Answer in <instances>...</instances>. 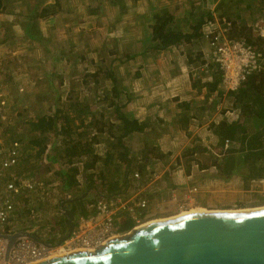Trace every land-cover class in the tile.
I'll return each instance as SVG.
<instances>
[{
	"label": "trees",
	"instance_id": "1",
	"mask_svg": "<svg viewBox=\"0 0 264 264\" xmlns=\"http://www.w3.org/2000/svg\"><path fill=\"white\" fill-rule=\"evenodd\" d=\"M31 1L32 7L27 13V19L22 23L24 36L28 40L39 41L46 47L51 39L44 36L39 26V19L55 15L53 13L58 5L46 4L39 9V3ZM113 1L120 3V0ZM262 2L264 3V0ZM224 3V1L218 3L215 11L220 16H227L233 20L232 35L243 34L249 45L264 58V22L259 21L256 27H247L240 15L226 7ZM3 7L4 0H0V11ZM211 18L213 12H207L197 20L192 33H183L172 28L174 17L171 14H154L153 23L148 25L150 34L140 46L151 52L168 50L172 47H187V65L189 69L196 68L198 73L193 77V88L200 92L206 87L208 92L217 91L218 96L222 98L225 89H223L220 70L212 64L211 77L207 78L200 69L203 63L200 48L204 41L201 28L203 23ZM48 52V58L54 65L62 60V57L67 61L70 60L67 53L62 54V57L58 55L53 57L50 50ZM133 56L134 54H128L127 58ZM77 60L85 64L80 78L82 86L88 87L107 81V87L96 95L94 103L80 99L75 93H69L64 97L61 92L63 77L58 75L53 67L47 72L48 85L32 98L28 97L27 107L22 112L26 113L22 122L29 137L24 139L11 133L7 142L18 137L26 151L28 150L22 163L30 164L35 160L45 169L54 166L59 187L66 194L71 193V196H75L89 188L99 187L96 191L97 196H100L99 192L111 194L118 191H121L120 195L128 196L130 176L139 172L144 177L149 173L147 168L153 159H164L167 153L160 149L159 143L155 140H147L143 153L140 159L138 158L139 161L136 164L133 162L127 137L135 131L143 132L148 122H141L124 111L125 105L121 103L125 92L124 84L117 73L114 60L106 63L100 58V52L91 58L82 52ZM89 65L94 69L91 70ZM226 92L227 96L233 97L242 124L238 126L211 121L209 130L216 141L206 145L201 135L195 134L177 164L184 162L187 175L191 174L194 165H197L199 170L213 169L216 172L215 177L222 179L231 178L237 169H242L247 179H264V69L250 75L239 89ZM48 102H51L50 106L47 105ZM181 108L183 109L181 114L177 115V122L180 129L190 135L196 129L186 115L191 109V104L183 102ZM31 111H36V114L29 115ZM110 111H113L111 121L107 119ZM226 141L229 143L227 147ZM200 156L207 157L206 161ZM100 165L105 169L98 170ZM86 200L80 199L67 203L66 206L77 218L94 213L93 208L87 207ZM36 208L39 209L35 207L33 210H37ZM60 211L62 213L60 221H49L53 234L45 239L46 243L54 244L61 237L56 232L58 225L65 228L64 232L67 230L68 218L61 207ZM31 223L30 229H34L35 223L33 221ZM133 225V221L129 224L127 219L119 229L127 230ZM38 237L42 240V237Z\"/></svg>",
	"mask_w": 264,
	"mask_h": 264
},
{
	"label": "rangeland",
	"instance_id": "2",
	"mask_svg": "<svg viewBox=\"0 0 264 264\" xmlns=\"http://www.w3.org/2000/svg\"><path fill=\"white\" fill-rule=\"evenodd\" d=\"M36 1L37 0H34V2ZM88 1V6H91L92 1ZM64 2V0H61V11L57 8V10H54L53 13L55 15L45 17H50V24L60 23L61 25L60 29H57L58 32H56L55 36H53L52 33L50 34L49 30L48 32H45L44 36L51 39V42H49L46 47L39 41L28 39H26V41L28 40L26 43L24 40L20 41L21 39H19L18 36L13 35V32L10 31L9 28H6V25L3 23V20H11L10 18L13 17L5 16L0 18V143L6 145L15 143L19 145L22 149L23 158L26 157L28 150L26 151L18 137L21 136L24 139H27L29 135L22 122L23 116H25L26 113L22 112L24 111V108L27 107L28 97L32 98L36 95V93H39L41 89L48 85L47 72L51 68L54 67L57 74L63 77L64 82L61 87V92L64 97H66L69 93H75L80 97V99H86L90 101V103H94L96 95L102 93V90L107 87V81H102L98 85L92 84L88 87L81 85L80 78L83 74L85 64L77 60L80 53L85 52L86 55L91 58L97 56L100 52V58H103L106 63H111L114 60V65L117 69V73L123 80L124 87L125 85L129 86L134 78L141 75L140 70L137 68V62L128 59L127 53H123L117 44V46H113V40L109 39L108 35H101L100 39H90L92 35L87 36L91 33L94 22L92 21V17L89 18L85 14L86 8L84 13L79 14L80 12L72 11L71 13L73 16L69 15V18L71 17L74 20L83 18L81 23L78 24V22L74 20H66L65 16L70 13L68 12L70 7L66 6L69 5V1L66 3ZM37 3H39V9H41L40 0H38ZM94 3L95 2L93 1V6ZM32 4L33 2L30 0L27 13H29ZM15 10H17V8H15ZM62 11L67 13H62ZM58 12H60L59 21L56 18V14ZM243 14L245 20L247 21L245 23L247 27H256L258 25L259 21L256 22L255 12L253 9H245ZM14 15L17 16V14ZM74 15L79 17L76 18ZM45 18L43 17L42 19ZM40 22L41 20L39 19V26ZM46 24L49 25V22L47 21ZM82 24L84 25L81 26ZM49 27L53 28L52 25H49ZM81 27H83L82 29L85 31L89 32L86 35V38L82 41L78 37V33L80 32L79 29H81ZM11 36L14 38H9ZM7 40L10 43L3 44V42ZM103 40L104 42H102ZM205 45L206 41L204 40L200 49H202ZM48 50H50V54L53 57L57 55L61 56L62 54L67 53L70 60L67 61L61 56L62 60L54 65L51 62L52 60L48 58ZM89 68L91 70L94 69L92 65H89ZM128 93H123L121 98L122 104L128 100ZM47 105L50 106L51 102H48ZM218 107H221V105ZM221 109L222 108L219 110L217 108H212L210 113H220ZM35 114L36 111L29 112V115L31 116H34ZM112 115L113 111H110L107 117L109 121H111ZM208 123H210L209 120L204 127L200 129L197 127V129H195L197 132L194 130L190 135L186 133L185 136L179 137L177 139L179 145H181L179 152H184L186 146L191 144V139L195 134L201 135L202 140L206 145L213 144L216 139L212 137ZM11 133L18 135V137L15 139L12 138L14 140L7 142ZM156 136L155 132L146 134L142 140L144 147L147 140H155L158 142ZM128 142L130 141L127 139V144ZM142 153L143 151H141L139 155H132L133 162L135 164L139 161ZM200 158L204 161L207 159V157L204 156H200ZM181 165L184 167V162L183 164L181 163ZM177 166L179 165L176 163L171 164L170 169L177 172L179 171L177 170ZM98 168L99 170L105 169L102 165ZM18 171L35 176L38 182L41 183L40 186L44 187L45 185H50L54 190L52 191V196H44V201H38V203H35L34 205V208L38 207L40 210L36 208L39 210V216L33 220L35 228L31 231L36 233L38 236L45 237V235L49 233L48 229L51 226V222L49 221H54L59 217H62L60 212V203L66 193H64L59 187L58 179L54 174V166L45 169V167L40 166L35 162V160H33L30 164L23 162L18 168ZM183 172L185 176L182 172H179L176 175V180H174L175 182L169 178V174L163 175L162 180L155 179L153 175L147 174L148 176L146 175V177L140 176L139 178L142 179L139 182H135L137 183L136 185L132 184L128 191V196L130 198L145 196L149 199V209L145 213L147 216L143 217L144 223L151 220L168 218L180 214L183 211H189L196 208H204L207 210H237L264 206V179H247L245 172L242 169H237L234 175L229 179L215 177L216 172L213 169L199 170L197 165L193 167L191 172L192 176L190 178L186 177L187 174L185 173V169ZM97 188L99 189V187ZM96 191L97 190L95 188H91L90 193L85 197V199H87V207L91 202L101 198V196H97ZM54 195L57 197L56 199H58L56 203H54L56 200H53ZM26 202L27 201L24 202L25 207L28 204V202ZM127 218L128 223L130 224V216H127ZM29 224L32 225L31 221H29ZM122 224L123 223L118 220V225L121 226ZM64 226H66V224ZM126 227H129V225H126ZM62 229L65 228L63 227ZM131 229L132 228L123 230L121 234H126ZM58 253L60 252H52L50 256Z\"/></svg>",
	"mask_w": 264,
	"mask_h": 264
},
{
	"label": "crops",
	"instance_id": "3",
	"mask_svg": "<svg viewBox=\"0 0 264 264\" xmlns=\"http://www.w3.org/2000/svg\"><path fill=\"white\" fill-rule=\"evenodd\" d=\"M29 1L4 0V7L0 11V18L5 16L13 17L10 18L11 20H3V23L6 28L13 32V35L18 36L21 39L20 41L24 40L25 43L28 40L26 41L24 37L25 33L22 23L27 19ZM64 1V3L69 1V5L66 6L70 7L68 11L70 13L65 16L66 20H74L71 17L69 18V15L73 16L72 11H77L81 14L84 13L85 8V14L89 18H93L94 25L91 33L82 29L83 27L79 29L78 37L81 41L86 38L88 33L87 36L92 35L90 39H100L101 35H108L109 39L113 40V46L118 45L120 50L123 53H127V55L134 54L133 58L130 59L137 62V68L140 70L141 75L134 78L129 86L125 85L124 87L125 92H129V98L124 103V111L135 117V119L141 122H148V124L143 132L135 131L130 133L127 137L130 142L127 145L132 155H139L143 151L144 144H142V140L146 134L150 132L156 133L160 149L167 155L161 160L153 159L151 164L148 165L147 171L155 179L162 180L163 175L169 174V178L175 182L174 180H176V175L179 172H182L185 176L183 172L185 168L181 164H178L177 170L179 171L177 172L170 169L171 164H177L179 158L181 159L183 152H179L181 145L177 141L179 137L186 134V131L180 129L177 122V115L183 109L181 108V103L188 102L191 104V109L186 115L190 118L191 125L196 129L197 127L198 129L204 127L208 120L209 122L232 123L238 126L242 124V118L238 109L234 106L233 97L226 95L227 90L224 87L222 98L218 96L217 91L208 92L206 87L200 92L193 88L192 80L198 73L196 68L192 70L187 65V47H172L168 50L151 52L147 49L144 50V47L141 48L140 44L141 42L144 43L145 38L150 34L148 25L153 23L154 14H171L174 17L173 29L180 30L183 33H192L197 20L207 12L217 13L215 11L216 7L218 3L223 1L226 7L231 8L234 13L240 15L244 23L247 21L243 12L245 9L250 8L255 12L256 22H264L262 0H120V3L113 0H91V6H88V0ZM93 1L95 2L94 6ZM40 2V8L44 7L46 3L51 4V2H54L58 5V10L61 11V0H40ZM62 13L67 12L62 11ZM14 14H17V16ZM74 17L78 18L79 16L74 15ZM56 18L59 21L60 12L56 14ZM40 20V28L43 34L49 30L50 34L52 33L55 36L56 32H58L57 29H60V23L50 24V17L40 18ZM82 20L83 18H78L74 21L79 24ZM47 21L53 28L46 24ZM9 38L14 37L11 36ZM7 42L8 40L3 42V44L10 43ZM219 105L221 107H218ZM212 108L222 109L220 113H210ZM191 176L192 174L186 175L187 178ZM141 179L135 178L133 173L130 176L131 184L128 191L132 184L136 185L137 183L135 182H139Z\"/></svg>",
	"mask_w": 264,
	"mask_h": 264
},
{
	"label": "built area",
	"instance_id": "4",
	"mask_svg": "<svg viewBox=\"0 0 264 264\" xmlns=\"http://www.w3.org/2000/svg\"><path fill=\"white\" fill-rule=\"evenodd\" d=\"M233 27L232 19L213 13V18L205 21L201 28L206 41L201 49V72L209 78L212 74L211 65H215L221 72L222 85L227 91L239 89L250 75L264 69V58L249 45L243 34L232 35ZM228 145L226 141V147ZM22 160L19 145L0 143V233L33 230L30 229L32 226L29 221L35 220L40 210H33L35 203L44 201V196H52L54 191L50 185L40 186L35 176L18 171ZM140 176L139 172L134 173L135 178ZM56 198L54 195V203L58 200ZM25 201L28 202L26 207ZM88 207L95 212L79 216L71 235L56 247L45 242L53 234L51 226L45 237L40 236L42 240L39 238L36 241L27 235L17 237L8 253V239L0 234V264H32L51 257L52 252L69 253L79 248L93 250L112 237L122 235L118 220L123 223L130 216L134 223L132 228L143 224V217L147 216L145 213L149 209V199L145 196L130 198L124 195L101 197ZM60 220L61 217L56 219ZM56 232L60 236L65 233L59 225Z\"/></svg>",
	"mask_w": 264,
	"mask_h": 264
},
{
	"label": "water",
	"instance_id": "5",
	"mask_svg": "<svg viewBox=\"0 0 264 264\" xmlns=\"http://www.w3.org/2000/svg\"><path fill=\"white\" fill-rule=\"evenodd\" d=\"M90 191L65 195L60 207L68 218L67 230L50 246L60 245L74 229L77 216L66 204L84 199ZM99 193L109 198L121 191ZM0 234L8 239L7 253L19 236L39 240L29 230ZM32 264H264V207L196 211L154 220L93 250H74Z\"/></svg>",
	"mask_w": 264,
	"mask_h": 264
},
{
	"label": "bare ground",
	"instance_id": "6",
	"mask_svg": "<svg viewBox=\"0 0 264 264\" xmlns=\"http://www.w3.org/2000/svg\"><path fill=\"white\" fill-rule=\"evenodd\" d=\"M257 208H260V207H257ZM247 209H251V208H247ZM224 210H233V211H235L234 209H224ZM237 210H245V209H237ZM196 211H210V210H207V209H204V208H196V209H192V210H189V211H183V212H181L180 214H177V215L191 213V212H196ZM177 215H174V216H177ZM174 216H171V217H174ZM162 219H165V218H162ZM156 220H160V219H156ZM151 221H154V220H151ZM148 222H150V221H148ZM79 249H77V250H79ZM64 253H67V252H62L61 254H64ZM56 255H60V253H58Z\"/></svg>",
	"mask_w": 264,
	"mask_h": 264
}]
</instances>
